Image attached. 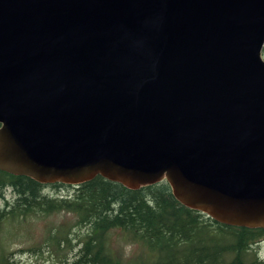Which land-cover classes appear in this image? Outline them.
<instances>
[{"label": "water", "instance_id": "1", "mask_svg": "<svg viewBox=\"0 0 264 264\" xmlns=\"http://www.w3.org/2000/svg\"><path fill=\"white\" fill-rule=\"evenodd\" d=\"M264 0H0V171L264 230Z\"/></svg>", "mask_w": 264, "mask_h": 264}, {"label": "trees", "instance_id": "2", "mask_svg": "<svg viewBox=\"0 0 264 264\" xmlns=\"http://www.w3.org/2000/svg\"><path fill=\"white\" fill-rule=\"evenodd\" d=\"M58 212L75 215L79 230L73 235L77 252L69 260L62 255L61 264H122L106 245L114 229L153 255L148 262L130 264H264L255 251L264 239L263 229L224 225L187 208L165 180L130 190L100 176L77 186L44 185L0 171V225L6 217ZM70 234L51 233L47 246L59 253L70 250ZM0 264H13L11 253L3 252Z\"/></svg>", "mask_w": 264, "mask_h": 264}, {"label": "rangeland", "instance_id": "3", "mask_svg": "<svg viewBox=\"0 0 264 264\" xmlns=\"http://www.w3.org/2000/svg\"><path fill=\"white\" fill-rule=\"evenodd\" d=\"M261 57L264 60V50ZM76 217L66 212L52 213L43 216L26 218H5L0 225V255L11 253L13 264H61L60 257L69 260L77 252L74 233L79 230L75 226ZM70 231V250L57 252L53 246H47V239L52 234ZM62 244V245H61ZM61 247H64L60 242ZM107 249L111 256L122 264L148 262L153 255L142 244L130 240L121 230L114 229L107 234ZM40 248V252L37 249ZM259 257L264 259V239L255 247Z\"/></svg>", "mask_w": 264, "mask_h": 264}]
</instances>
